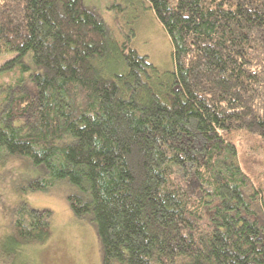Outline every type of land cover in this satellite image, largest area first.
I'll return each instance as SVG.
<instances>
[{
	"label": "trees",
	"instance_id": "1",
	"mask_svg": "<svg viewBox=\"0 0 264 264\" xmlns=\"http://www.w3.org/2000/svg\"><path fill=\"white\" fill-rule=\"evenodd\" d=\"M147 1L172 71L83 0H0V53H15L0 65V165L48 170L19 187L6 239L44 243L52 210L24 196L68 179L102 264H264V160L236 157L234 136L264 142V0Z\"/></svg>",
	"mask_w": 264,
	"mask_h": 264
},
{
	"label": "rangeland",
	"instance_id": "2",
	"mask_svg": "<svg viewBox=\"0 0 264 264\" xmlns=\"http://www.w3.org/2000/svg\"><path fill=\"white\" fill-rule=\"evenodd\" d=\"M104 21L108 32L116 40L128 37L138 53L146 55L161 71L175 68L174 46L171 37L154 14L147 0H83ZM15 55L9 51L0 53V65ZM32 62L31 52L26 58ZM5 70H0V95L9 83ZM11 78L14 77L13 73ZM9 80V81H8ZM238 151L236 157L244 154L264 160V142L244 132L234 134ZM219 139L214 143L218 144ZM21 157V158H20ZM11 158L0 165V251L6 246L12 250V242L6 239L14 206L20 195L19 187H29L32 179L48 175L44 165H33L28 157ZM228 159V158H227ZM221 159L217 167L225 169ZM212 185L208 188L212 189ZM79 188L68 179L57 181L46 189L28 194L30 206L49 208L52 235L42 244H29L11 254L0 257V264H102V252L95 226L92 222L79 219L73 212L68 196ZM1 254V253H0Z\"/></svg>",
	"mask_w": 264,
	"mask_h": 264
}]
</instances>
